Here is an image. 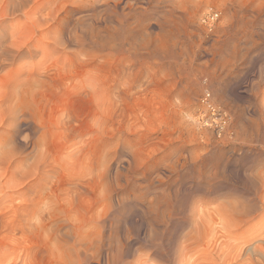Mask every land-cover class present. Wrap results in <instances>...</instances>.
<instances>
[{
	"label": "rangeland",
	"instance_id": "1",
	"mask_svg": "<svg viewBox=\"0 0 264 264\" xmlns=\"http://www.w3.org/2000/svg\"><path fill=\"white\" fill-rule=\"evenodd\" d=\"M15 3L0 264H264V0Z\"/></svg>",
	"mask_w": 264,
	"mask_h": 264
},
{
	"label": "built area",
	"instance_id": "2",
	"mask_svg": "<svg viewBox=\"0 0 264 264\" xmlns=\"http://www.w3.org/2000/svg\"><path fill=\"white\" fill-rule=\"evenodd\" d=\"M217 13H209L207 14L202 21L208 25L211 26L212 23L217 18ZM201 102L205 105V109L211 114V116H208L205 120V124L209 127H213L216 133L221 134L224 132L226 125H227V114L225 111L219 110L218 107H216L213 103L209 100V92L206 90Z\"/></svg>",
	"mask_w": 264,
	"mask_h": 264
},
{
	"label": "bare ground",
	"instance_id": "3",
	"mask_svg": "<svg viewBox=\"0 0 264 264\" xmlns=\"http://www.w3.org/2000/svg\"><path fill=\"white\" fill-rule=\"evenodd\" d=\"M1 2H3L6 6H9L12 8V10H14V8L16 7V3H15V0H1ZM0 2V3H1ZM21 3V2H20ZM18 4V3H17ZM5 28V27H4ZM6 29V28H5ZM8 45V44H7ZM5 48H0V57H3L5 60H8V61H12V46L11 45H8ZM11 48V49H10ZM9 75V74H8ZM11 78V77H9Z\"/></svg>",
	"mask_w": 264,
	"mask_h": 264
}]
</instances>
